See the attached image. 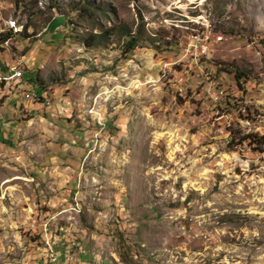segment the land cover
<instances>
[{"label": "rangeland", "instance_id": "1", "mask_svg": "<svg viewBox=\"0 0 264 264\" xmlns=\"http://www.w3.org/2000/svg\"><path fill=\"white\" fill-rule=\"evenodd\" d=\"M8 33L0 264H264V0H0Z\"/></svg>", "mask_w": 264, "mask_h": 264}, {"label": "trees", "instance_id": "2", "mask_svg": "<svg viewBox=\"0 0 264 264\" xmlns=\"http://www.w3.org/2000/svg\"><path fill=\"white\" fill-rule=\"evenodd\" d=\"M82 3H86V0H82ZM100 12V13H104V11H101L99 10V8H92L90 5H84L82 7V13L85 15H87V17H91L92 15H94L95 12ZM124 29V28H123ZM120 32V35L123 36V37H126V40H124V52L126 53H130L132 49H134L137 45H138V36H137V33H134L133 35L131 34L130 35V31L128 30H119ZM108 32L105 31L101 34H93V33H90L86 38H84L83 42H84V45L86 47H92V46H95V45H99L100 43H103L104 41H106L109 37V34L107 36ZM10 33L8 34H0V45H2L9 37H10ZM5 68L2 69V72L4 73L5 72ZM7 72V71H6ZM24 77V76H23ZM37 79H33L31 78L29 81L33 82L36 81ZM41 85L38 84V86H36V88H38V94L41 93ZM4 99V98H3ZM0 103H2V99H0ZM262 141H264V136L262 137H257V136H244L243 138V142H246L248 143H251V145H258V144H262ZM3 143H6V142H3Z\"/></svg>", "mask_w": 264, "mask_h": 264}, {"label": "built area", "instance_id": "3", "mask_svg": "<svg viewBox=\"0 0 264 264\" xmlns=\"http://www.w3.org/2000/svg\"><path fill=\"white\" fill-rule=\"evenodd\" d=\"M20 79H22V73L21 71L15 68L11 69V71L0 73V91L5 89L6 86L11 85L12 83H20ZM32 96H35V95H32ZM26 97L30 98V95H26ZM50 251H51V248H50Z\"/></svg>", "mask_w": 264, "mask_h": 264}]
</instances>
